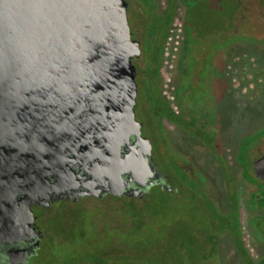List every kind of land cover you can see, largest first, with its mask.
Listing matches in <instances>:
<instances>
[{"label": "flooded vegetation", "instance_id": "af4514ba", "mask_svg": "<svg viewBox=\"0 0 264 264\" xmlns=\"http://www.w3.org/2000/svg\"><path fill=\"white\" fill-rule=\"evenodd\" d=\"M197 1L208 0H126L131 37L140 46V54L132 58L137 85L133 110L141 136L151 144L146 160L152 176L140 178V171L136 177L130 170L134 135L115 153L100 156L101 179L92 176L89 161L72 168L71 154L63 171L42 178L35 172L13 200L0 199L1 217L5 216L0 228L15 231L0 241V264H224L226 254L240 264H264L263 256L251 254L254 247L264 245V179L253 170V162L264 154V106H256L258 123L233 144L230 134L221 136L222 107L217 101L219 95H232L231 84L224 82L220 88L215 84L216 71L227 73L232 41H238L242 55L256 64L250 99L235 100L241 110L249 108L250 93L257 91L255 79H260L264 65L249 54L244 39H218L192 56L196 42L191 28L184 33V26H191V6ZM175 22L180 28L173 27ZM180 30V39L190 40L191 47L182 52L174 72L163 77L162 49L171 33L179 36ZM239 182L244 189L236 195L233 185ZM249 185L254 189L248 192ZM155 196L172 207L184 199L186 214L174 211L158 231L147 229L143 236L126 223L119 239L110 233L99 245L72 252L92 208L115 215L141 214Z\"/></svg>", "mask_w": 264, "mask_h": 264}, {"label": "water", "instance_id": "95a60500", "mask_svg": "<svg viewBox=\"0 0 264 264\" xmlns=\"http://www.w3.org/2000/svg\"><path fill=\"white\" fill-rule=\"evenodd\" d=\"M139 54L126 0H0V199L35 172L63 171L70 154L72 168L89 161L101 179L100 156L130 135V170L152 176L133 110ZM253 170L264 179V154ZM13 235L0 228V241Z\"/></svg>", "mask_w": 264, "mask_h": 264}, {"label": "rangeland", "instance_id": "374dc122", "mask_svg": "<svg viewBox=\"0 0 264 264\" xmlns=\"http://www.w3.org/2000/svg\"><path fill=\"white\" fill-rule=\"evenodd\" d=\"M234 1L237 4L232 7H228V5L223 3L224 1L220 4V2H209V0L207 2L197 1L191 6L189 18L191 26L185 25L184 33L191 28V38L196 42L194 45L196 52L192 53V56L197 55L198 52L201 54L206 51L218 39L223 40L224 38L228 42L234 39H244L243 41L248 40L245 42L248 43L246 49L249 54L255 56L258 59V63L264 65V0ZM226 10L227 12H225ZM234 13L235 19H232ZM173 27L180 28L176 22ZM230 32H233V34L231 35ZM180 34H182L181 30L179 36L171 33L162 49L165 55L162 66L163 77H169V73L174 72L177 60L181 57L182 52L186 53L187 49L191 47L190 40L188 41L185 38L182 41ZM242 47L238 41H232L231 59L228 60L229 63L227 61L229 64L227 73L224 74L223 70L216 71L215 73L217 79L215 84L219 88L224 82L231 84L232 95L225 98L219 95L217 101L220 108L222 107L218 114L219 125L223 132L221 136H225L227 133L230 134V140H232L233 144L237 138L245 137L248 131H251L258 123L256 106L258 104L264 106V72H262L260 79L257 80V77L255 79V84H259V86L257 91L253 90L250 93L252 94V100L248 101L249 108L241 110L235 103L236 99L238 101L244 100L245 97L250 99L248 89L253 84L251 81L252 73L256 72V64L249 57L242 55L244 51ZM247 64L252 67H249ZM136 116L143 120L139 113H136ZM142 132L148 135L147 129L144 128ZM233 187L237 190L236 195L242 194L241 192L244 189L242 183L239 182L233 185ZM253 189V186H247L248 192ZM149 202L145 210H143V214L126 211L125 214L124 212H120L115 215L98 207L92 208L83 220L82 236L76 239L77 241L72 248V252L76 254L80 253L83 249H91L102 243L110 233L119 239L128 227L134 228L137 236H143L144 231L147 229L158 231L163 224H166L171 219L174 211L184 214L187 212L188 203L184 199L179 201L174 207L165 204L166 201L161 196L152 197ZM195 206L193 202L191 208H195ZM126 223H128V227ZM136 226L140 227L136 230ZM256 249L254 247L251 254L254 257L255 255L264 257V245H259ZM231 258V256L226 254L224 264H240L234 258L233 260H229Z\"/></svg>", "mask_w": 264, "mask_h": 264}, {"label": "trees", "instance_id": "16d2710c", "mask_svg": "<svg viewBox=\"0 0 264 264\" xmlns=\"http://www.w3.org/2000/svg\"><path fill=\"white\" fill-rule=\"evenodd\" d=\"M233 5H234V3H233Z\"/></svg>", "mask_w": 264, "mask_h": 264}]
</instances>
